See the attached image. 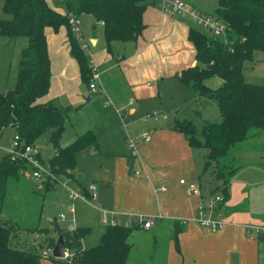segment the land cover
<instances>
[{
    "label": "crops",
    "instance_id": "crops-1",
    "mask_svg": "<svg viewBox=\"0 0 264 264\" xmlns=\"http://www.w3.org/2000/svg\"><path fill=\"white\" fill-rule=\"evenodd\" d=\"M47 1L56 10L65 13V9L54 6L51 0ZM186 1L212 15L218 0ZM146 2L147 6L143 14L145 29L142 35L135 42H114V54L108 52L105 47L103 29L101 35L95 33L89 35L90 44L83 33L79 37L81 42L88 44L85 50L89 52L92 64L101 71L106 88V100L109 99L114 104L118 117L127 118L125 116L130 105L137 102V106L130 110L132 120L128 122H131L132 127L127 130L126 146L121 149L112 147L104 149L105 162H97L100 166L96 174L98 178L91 179V182L96 184L97 197L90 203L83 199H75L76 210L72 212L70 206L73 201L66 190L67 198L61 199V203L62 207L66 206L67 224H59V226L68 229H71V226L72 229L80 226L90 227V232L82 239L83 248H88L99 242L105 229L106 225L101 221V211L102 213L108 211V218L124 225L139 223V217L136 221L132 216L154 215L155 221L150 228L140 226L145 231H152L153 241L141 244L131 241L132 247L126 264H264V234L248 229V225L260 224L264 219V182L258 177L260 171L264 169V131L257 135L260 139V147L255 146V142H249L251 148L246 151H250V155L244 159L245 163L236 166L237 170L230 178L229 198L225 201L222 213L223 226L213 230L194 220L198 215L199 204L209 195L220 193V190L214 192L213 189L219 186L221 181L213 179L212 172H208L211 168L204 170L206 159L202 161L200 148L190 145L185 134L175 129V122L177 118H187L196 123V119L191 114L201 116L203 114L201 106H205L202 102L206 100H203L202 95L197 94L196 91L188 92L186 87H191L186 84L185 86L179 84L178 90L185 95L183 99L173 103L172 109L175 114L173 119L168 121V115L164 110L155 109L165 108L162 100L159 99L163 94L161 83H154V79L156 81L163 76L164 79L171 80L178 78L177 72L197 63L194 45L188 38L191 25L163 12L158 5L159 0H146ZM81 20L82 15L78 21ZM97 23L102 25V22ZM98 24L94 25L93 30L98 29ZM45 32L52 76L49 92L41 97L39 102L61 100L62 105L78 109L81 105L79 102L85 98L86 92L89 95L88 101H91L92 93L87 86H83L79 65L71 56L67 29L63 26L55 32L52 27H47ZM250 61H252L249 64L251 71L259 62L264 61V54L256 52L255 58ZM213 78V81H216V76ZM221 81L219 80L218 84ZM173 91L176 93L175 89ZM152 100L155 101L152 103L153 109L148 111ZM189 100H193L198 107L195 105L194 109L187 112L184 108ZM138 110L146 112L142 120L134 118ZM163 112L166 114H161ZM149 114L157 115L152 122L149 121ZM159 114L162 118L158 116ZM107 120L109 117L102 115L100 122L108 123ZM202 120L203 124L206 121H216L208 117H203ZM139 121L142 123L137 124ZM9 128L12 133L7 140L4 138L7 128L1 136V142L4 144L10 141L15 132L14 128ZM145 132L150 136L148 141L142 137ZM78 135L79 133H76L74 138L70 137L64 143L60 141L61 146L67 145ZM96 135L97 145L85 148L79 154L85 153L90 157L94 152L102 150L100 136L98 133ZM131 138L137 146L138 155L135 157L128 148ZM87 151H90L89 154ZM132 157L135 158L134 162ZM41 158L46 162L42 154ZM233 158L236 159L235 156ZM137 168L140 170L138 175L134 172ZM21 173L26 174L24 171ZM207 173L211 174L212 180L205 184L204 177ZM74 179L77 182L75 188L83 193L86 191L88 194H85L91 199L89 191L86 190L88 184L82 178V173L78 171L77 164ZM182 179L184 182H181ZM33 182L32 195L42 194L41 205H43L45 192L54 189L56 184L46 187L44 183ZM162 184L166 186L165 190H159ZM191 185L196 186L199 192H193ZM91 209L96 210L98 221L86 219L85 214L80 212ZM208 215L213 216V213L208 210ZM184 218L191 219L184 221ZM40 219L37 225L27 228H22L18 221L12 219L16 222L14 225L17 224L12 234V244L38 252L52 249L53 246L49 247L48 241L45 240L47 236H54L55 233L47 234L41 229H51L57 220L54 222L52 217H47L46 225H41L42 217ZM97 222L99 226L92 232V226ZM25 229L32 231V238L26 236ZM59 235L58 233L57 236ZM41 264L71 263L64 258L54 259L48 254L42 255Z\"/></svg>",
    "mask_w": 264,
    "mask_h": 264
},
{
    "label": "trees",
    "instance_id": "trees-1",
    "mask_svg": "<svg viewBox=\"0 0 264 264\" xmlns=\"http://www.w3.org/2000/svg\"><path fill=\"white\" fill-rule=\"evenodd\" d=\"M61 2L65 13L53 8L47 0H3L2 10L8 17H0V35L12 38L27 36L28 45L21 52L15 87L0 91V135L7 127H12L28 143H35L50 130V142L55 149L50 165L57 174H67V169H72L73 173H68V176L74 177L77 154L96 146L98 138L93 130H87L61 146L66 114L71 108L59 106L53 100L39 102L49 92L52 76L45 30L52 27L58 32L61 27H66L71 56L79 65L82 83L89 88L91 60L73 29L71 17L78 19L88 14L96 22H102L105 47L114 54V42H135L142 35L147 2ZM212 15L226 23L225 35L214 36L191 23L188 38L194 45L197 63L183 68L176 75L199 95L214 98L222 118L204 122L201 129L191 119L177 118L175 129L185 134L191 146L206 149L204 170L215 169L216 180L221 184L213 191L220 190L223 196L220 205L224 206L229 198L230 178L237 167L231 166L233 156L228 159L229 165L221 159L226 158L234 146L264 131V78L263 83H253L246 80L244 73L245 62L253 60L256 52L264 53V0H218ZM215 76L222 80L221 83L217 86L208 84L207 81ZM25 167V164L6 155L0 159V264H41L42 252L12 244L16 228L3 216L9 180L18 177ZM46 185L52 186L50 183ZM140 226L139 223L108 224L99 242L88 248H83L82 239L90 232V227L64 230L55 222L51 229L63 234V246L72 254L64 259L71 264H126L132 247L129 238ZM51 229L42 230L48 234ZM46 239L49 247L56 244L55 236L49 235Z\"/></svg>",
    "mask_w": 264,
    "mask_h": 264
},
{
    "label": "rangeland",
    "instance_id": "rangeland-1",
    "mask_svg": "<svg viewBox=\"0 0 264 264\" xmlns=\"http://www.w3.org/2000/svg\"><path fill=\"white\" fill-rule=\"evenodd\" d=\"M51 2L54 4V6L65 9V6L61 2V0H51ZM2 4H3V0H0V17L1 18L8 17V15L5 14L2 10ZM198 9L201 10L200 8ZM176 17L184 21V19H182L180 16L176 15ZM78 19L76 22L73 23L71 22L73 25V29L76 23V25L80 28V32L84 34V37L87 39V42L89 44H90V40L88 38L90 34H94V33L97 35L102 34V29H103L102 25L98 24L92 15L83 14L81 22L78 21ZM188 23L191 24L192 22L189 20ZM96 24H98V29L93 30V27ZM27 45H28L27 36H19L17 38H12L5 35H0V91H4L6 89L15 87L17 81L19 61L21 58V52L22 49ZM87 53L89 54L88 51ZM258 53L264 54L262 52H258ZM251 62L252 61L248 60L244 64V73L246 80L253 83H263L264 61L259 62L255 66V68L250 71L249 64ZM164 78L165 76L159 78L156 81L154 79V83L156 84H158L159 82L161 83L160 88H162L163 94L159 99L160 101L162 100L163 108L165 109L159 107H156L155 109L164 110L167 114L164 112L161 114L168 115L167 120L170 121L173 119V114H175L174 110L172 109L174 108L173 103L175 101L177 102L183 99L185 95L181 93L177 87L179 84L180 86H185V84L182 83L177 77L174 78L173 80L168 79L167 77H166L167 79ZM213 80L214 78L212 77L207 81V83L212 86H217L219 85L218 84L219 80L221 81V79L217 76H216V81ZM83 86L86 85L83 84ZM186 88L188 92H191L190 90L194 91L191 88L188 87ZM174 89L176 93L173 91ZM91 93H92L91 101H88L87 98L89 95L86 92L85 98L81 102H79V104H81L80 107L78 109L71 108V110H69L68 113L66 114V128L63 131L62 139H61L62 143H64L65 140L69 139L70 137L74 138L76 133L81 134L85 132L88 128L93 129L100 136V141L103 145L102 150H99V152H94L92 155H90V157L89 155H85V153H80V154L78 153L77 168L78 171L82 173V178L85 180L88 186L92 183L91 179L93 177H97L96 174L98 173V170L100 168L98 163L105 162L106 160L103 150L109 149L111 147L113 149H121V147L122 148L124 147L125 141L127 139L126 136L127 130L132 127L131 122H128L132 120V117L130 116L131 115L130 110L132 107L137 106V102H135L133 105H130V107L127 110L128 113L125 116L127 118L120 119L117 115L118 111L115 110L116 107L114 106V104L111 103L109 99H108V103L106 104L107 101L106 92H91ZM187 97H192V96L187 95ZM202 99L206 100V102L205 101L202 102L205 103L204 104L205 106H201L203 116L191 114L193 115V118L196 119L197 127L199 129H201L202 127L203 117H208V119L216 120V121H220L222 118L217 106V102L214 98L210 96L202 95ZM153 102L155 101L153 100L150 101L151 107L148 108V111H150V109H153L152 106ZM55 103L59 106H64V104L63 105L61 104V100H57L55 101ZM195 105L197 106V104H195L193 100H189V102L184 108V111L188 112L192 108L194 109ZM169 107L171 108V110H169ZM161 114H159L158 116H160ZM102 115L109 117V120H107L108 123L100 122ZM145 115L146 112L138 110V112L134 115V118H140L142 120V118ZM155 116L157 115L149 114V118H150L149 121L152 122L153 121L152 119L155 118ZM160 118H162V116H160ZM141 123L142 121H139L137 124H141ZM11 133H12L11 128L7 127V129L5 130L4 138L7 140V138L11 135ZM50 133L51 131L47 130L35 141L36 147L40 149L42 157L46 162H48L55 153V149L52 143L50 142ZM249 142H255L256 144L255 146H259L260 139L258 138L257 135H254L249 139L245 140L244 142H242L241 144L234 146L229 152L228 156L226 158H222L221 161L229 165L230 162L228 161V159L229 157L234 155L236 159L232 163L233 165L231 164V166L234 165L239 166L245 163L244 159L248 158V156L250 155V151H246L247 149L251 148ZM128 148L130 149L129 143H128ZM90 149L92 150V147ZM89 152L90 151H87L88 154ZM199 153L201 155L202 161H204V159L207 158L206 150L203 147H200ZM212 168L213 167H211V169L208 170V172H212V174L214 175L213 179L215 180L216 171H214L215 169ZM258 177L261 181L263 180L264 182V169L260 171ZM204 179H205L204 181L205 184L207 183V181L208 183L209 181L211 182L212 180L211 174L207 173ZM33 181L38 182L32 176L31 168H28V172L26 174L20 173L18 177H13L11 178V180H9V188H8L6 201L4 204L3 216L6 219H9L11 222H13L12 219L18 221V223L22 228H27L37 225L39 220L41 221L40 217H42L41 225H46L45 223L47 222V217H52V220L54 222L55 220H57L58 224H67V222H65L66 221L65 219H67L68 217L66 218L60 216V213L62 212H64L65 215L67 214L66 206L62 207L61 199L67 198L68 189L80 192L77 188H75L77 186L76 185L77 182L75 181V179L65 180L66 184H62L61 182L56 181V187L54 189L45 192V201L43 205H41V203L43 202L42 194H38V196L36 194L32 195V193H34ZM97 195H98V190L96 187V195L92 197L90 200L87 199L86 201L90 203L91 200H93V198L97 197ZM74 206L76 210V202L74 203ZM80 212L85 214L86 219H90L93 222L98 221L97 213L95 209H91L90 211L87 212H83V211ZM104 217H106L105 212L103 211L102 213L101 211V219ZM132 217L134 220L137 221L139 216L136 215ZM13 223L15 224L16 222ZM97 226H99V222H97L95 226L94 225L92 226V232L96 229ZM52 229L49 231V233L51 234L55 233L54 236L56 240L58 238L57 236L58 232L56 231L54 232ZM25 230H27L24 231L26 236H30L32 238L33 235L32 231L28 229ZM64 230H67V228H65ZM156 231L158 232V229ZM162 232L165 233L163 229ZM129 239L135 244H141L149 241L152 242L153 241L152 231L151 230L145 231L141 228L135 229ZM47 241L48 239L45 240V242Z\"/></svg>",
    "mask_w": 264,
    "mask_h": 264
},
{
    "label": "built area",
    "instance_id": "built-area-1",
    "mask_svg": "<svg viewBox=\"0 0 264 264\" xmlns=\"http://www.w3.org/2000/svg\"><path fill=\"white\" fill-rule=\"evenodd\" d=\"M158 5L160 9L168 14L174 15V16H180L182 19H184L185 22H189V20L194 23L199 28L209 32L210 34L214 36H224L226 33V23L222 21L220 18L211 15L209 13H205L195 6L188 3L186 0H159ZM71 22H76L77 18L71 17ZM74 30L78 36V38L81 35L80 28L76 25H74ZM82 48L87 49L88 44L87 42H81ZM92 64V62H91ZM89 90L91 92H106V88L104 86L101 71L96 68L92 64V77L91 81L89 83ZM108 103V101H107ZM130 103H132V100H130ZM1 136L0 135V159L2 156H8L13 161L21 162L22 164H25V168L23 171L25 173L28 172V168H31L32 170V176L40 183H50V184H56L57 182H61L62 184H66L65 180L68 179H74V177L68 176V173H73L72 169H67V174H57L50 163H46L41 158V153L39 148L36 147L34 143H28L24 138L21 137L19 133L16 131L12 135L10 141L6 144L1 142ZM142 137L148 141L150 139V136L145 132L142 134ZM129 147L131 150L132 156H137V146L134 141V139H130L129 141ZM135 174H140V170L134 169ZM66 178V179H65ZM65 179V180H63ZM181 182H184V179L181 180ZM191 188L193 192H199V189L191 185ZM166 186L163 184L159 186V190H165ZM87 190L89 191L91 198L96 195V184L91 183ZM69 191V196L72 199L73 203L72 206H70V210L73 212L75 211L74 206V200L81 198L83 200H89L90 197H88L83 192H77L74 190ZM223 201V196L221 193H215L212 195H209L206 200L199 204L198 206V215L194 218V220L198 221L201 225L210 227L213 230H216L223 226V208L224 206L220 205ZM208 210L213 213V216L208 215ZM106 214V217L102 218L101 221L105 224H116L118 223L114 219H110L107 217V212L104 211ZM216 214V216H214ZM61 217H66L64 213L60 215ZM191 218H184V221H187ZM155 221L154 215H140L139 216V223L144 228L148 229L152 226V224ZM248 229L251 231H255L256 233L264 234V219L260 224H251L248 225ZM42 255H48L47 250L42 251ZM72 254L69 251L68 248H64V256L62 258H69Z\"/></svg>",
    "mask_w": 264,
    "mask_h": 264
},
{
    "label": "water",
    "instance_id": "water-1",
    "mask_svg": "<svg viewBox=\"0 0 264 264\" xmlns=\"http://www.w3.org/2000/svg\"><path fill=\"white\" fill-rule=\"evenodd\" d=\"M135 161V158L132 157V162ZM71 229L73 228V226L70 227ZM64 236L63 234H60L56 244L53 246L52 249H48L47 252L48 254H51L52 256L56 257V258H62L64 256Z\"/></svg>",
    "mask_w": 264,
    "mask_h": 264
}]
</instances>
